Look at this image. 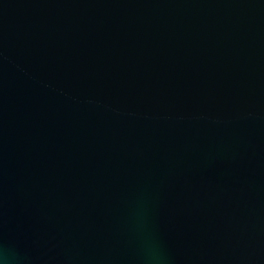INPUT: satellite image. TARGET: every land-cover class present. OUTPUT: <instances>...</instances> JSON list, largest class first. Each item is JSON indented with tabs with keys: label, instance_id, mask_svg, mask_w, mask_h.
Segmentation results:
<instances>
[{
	"label": "water",
	"instance_id": "95a60500",
	"mask_svg": "<svg viewBox=\"0 0 264 264\" xmlns=\"http://www.w3.org/2000/svg\"><path fill=\"white\" fill-rule=\"evenodd\" d=\"M0 264H264V0H0Z\"/></svg>",
	"mask_w": 264,
	"mask_h": 264
}]
</instances>
